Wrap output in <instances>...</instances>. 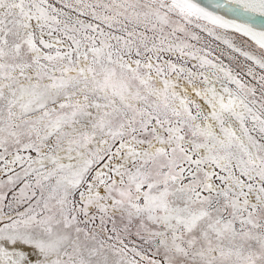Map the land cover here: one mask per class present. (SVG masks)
<instances>
[{
  "label": "snow or ice",
  "instance_id": "6c2138e0",
  "mask_svg": "<svg viewBox=\"0 0 264 264\" xmlns=\"http://www.w3.org/2000/svg\"><path fill=\"white\" fill-rule=\"evenodd\" d=\"M0 264H264V0H0Z\"/></svg>",
  "mask_w": 264,
  "mask_h": 264
}]
</instances>
